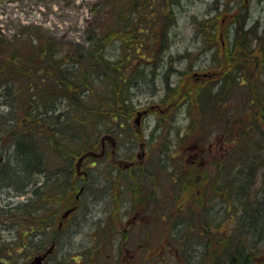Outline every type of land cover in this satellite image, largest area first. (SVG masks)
<instances>
[{
    "label": "trees",
    "instance_id": "1",
    "mask_svg": "<svg viewBox=\"0 0 264 264\" xmlns=\"http://www.w3.org/2000/svg\"><path fill=\"white\" fill-rule=\"evenodd\" d=\"M182 1L88 0L86 25L78 40L68 47L57 36L29 37L10 49V64L6 65L2 51L0 107L4 106L6 112H0V189L11 186L14 197L26 198L11 207H0L1 220L5 225L8 221L16 233L13 242L0 235V260L7 258L5 261L18 264L15 255L25 249H43L46 229L51 228L52 235H57L59 214L70 206L79 209L89 190L99 189L107 196L112 188L115 196L114 182L118 186L127 180V190L133 193L136 188L139 200L153 197L146 185L148 180L134 175L143 171L141 167L132 166V175L123 172L113 163L109 146L96 148L101 146L98 138L103 135L123 144L118 151L132 149V133L124 135L131 131V118L138 108L133 101L134 89L155 82L158 66L165 65L160 55L164 57L171 46L172 27ZM259 1L264 4V0ZM212 2L214 7H208L209 13L193 15L190 22L206 35L207 42H214L219 37L215 19L220 14L230 19L232 29L226 31L228 41L222 48L230 64L225 62L227 70L217 83L208 87L207 80L198 77L200 84L190 91L187 88L184 94H179L177 85L171 86L168 74L172 69L163 70L165 87L160 104L168 109L183 107L186 113L183 125L171 121L169 131L177 140L189 142L198 122L188 120L187 108H197L198 145L204 151V125L219 122L232 108L233 101L227 95L236 93L252 111L246 112L245 106L238 126L234 124L236 117L225 115L224 129L214 141L218 148L225 146L223 158H215L208 166L184 165L181 158L171 159L168 155L162 162H153L161 166L158 178L162 177L164 190L174 194L170 211L178 201L181 210L175 215L176 223L166 224L170 249L179 248L178 256L186 264H196L210 255V250L208 255L206 252L211 243L227 242L230 248L224 251V264H247L252 260L254 244L264 240V31L254 34L255 24H247L249 0ZM252 34L254 37H248ZM211 49L214 55L220 54V47L208 43L206 50ZM249 87L252 92L244 97ZM158 124L159 119L153 134L161 132L163 126ZM100 151L106 155L93 162L94 173L88 171L83 180L76 178L75 159L83 153ZM155 165L150 164L153 174H149L155 177L153 187L157 183ZM9 178L14 181L7 183ZM212 201L216 202L208 206ZM224 214L230 219L228 223H235L233 235H228L231 239H227V233L215 235L222 233L219 225L226 218ZM208 218L215 222L208 224ZM211 228H215L213 234Z\"/></svg>",
    "mask_w": 264,
    "mask_h": 264
},
{
    "label": "rangeland",
    "instance_id": "2",
    "mask_svg": "<svg viewBox=\"0 0 264 264\" xmlns=\"http://www.w3.org/2000/svg\"><path fill=\"white\" fill-rule=\"evenodd\" d=\"M212 1L183 0L181 2L177 21L172 27L171 46L163 54L164 57L160 55V61L164 59L165 65L158 66L155 82L143 84L141 90L134 89L133 92V101L138 108L131 118V131L124 135L126 137L132 133L129 137V141L133 143L132 149L128 150L124 147L118 151L123 144L117 143V140L111 136L102 138L103 135H100L98 138V141L101 140V146H98L96 150L99 147L105 149V146H109L112 151L113 163L118 164L123 172H129L132 175V166L141 167L143 171H138L134 175L148 180L146 185L153 191V197L146 201L139 200L140 194L136 188L133 193H129L127 190L129 187L127 180L120 182L118 186L117 182H114L115 196L112 188L109 189L110 195L107 196L100 193L99 189L89 190L82 197L81 207L77 213L69 217L65 223L64 234L61 236L48 234L46 236L47 242L44 250L50 246L51 237L56 239L57 246L55 245L49 256L42 259V264H186L178 256L179 248L175 250L172 246L170 249L171 237L165 229L166 224L171 226L173 222H177L178 216L175 215L181 212L177 207L180 206L179 201L170 211V199L174 194L169 195L164 190L162 177L158 178L161 166L155 165L153 161L156 159L163 161L168 155L171 159L181 158L180 161L182 160L184 165L208 166L215 158H223L222 151L225 146L222 145L218 148V144L214 143L215 137L224 129L225 115L236 117L237 120L234 124L237 126L242 124L246 106L236 93L227 95L229 101H233V106L222 117L220 116L222 119L219 122H208L209 125L208 123L204 125L207 146L203 151L199 149L200 145H198L200 136L199 118L196 112L198 109L189 108V106L187 108L190 113L188 120L192 118L193 121L197 119L198 122L189 142L186 139L177 140L169 131V126L172 124L170 122L183 125L185 110L183 107L179 109L175 106L171 109L165 108L159 101L160 98H163L165 87V82L161 78L163 70L172 69L173 72L168 74L169 81L171 86L177 85L179 94H184L187 88L190 91L193 85L200 84L198 82H201V79L202 81L207 80V86L210 87L213 83L218 82L217 78L225 74V70H227L225 62L230 64V61H226L225 54L227 53H222V48L228 41L226 31L232 29L230 19L225 14H220L218 19H215L219 37L214 42H207L206 35L201 34L199 27L190 22V17L193 15L201 17L209 13L211 10L208 7L211 9H213L212 6L214 7ZM249 1L247 24L253 27L252 22L253 25L255 24L252 32L262 34L264 31V4L259 0ZM87 2L88 0L81 2L72 0H0V63L4 52L6 55L4 65L10 64L7 60L10 49L18 47L29 37L47 39L52 35L57 36L63 46L67 47L72 41L78 40L82 28L86 25L85 19L90 13V6ZM230 37L229 39L232 38ZM248 37L252 38L254 35ZM208 43L220 47V54L214 55L215 50L213 49L206 50ZM251 92L249 87L243 96L246 97ZM251 111L246 106V112L251 113ZM0 112H6L4 106L0 107ZM158 119V125L163 128L161 132L153 134ZM134 134L136 136H133ZM185 143L186 145L183 147ZM201 143L205 144L203 141ZM0 148L3 149L1 144ZM105 155L106 153L103 151L92 155L80 154L74 161L76 178L83 180V178L85 179L83 175H87L88 171L90 174L94 173V171L91 172L96 167V164L93 166V162L103 159ZM150 164L155 165L156 171H158L155 187H153L154 175L149 176V174H153ZM210 168H212L211 165ZM199 171L201 173L200 168ZM224 171L226 170L224 169ZM175 173H177L176 170ZM12 181L14 180L9 178L7 183ZM99 183H101L100 180ZM13 184L15 185V182ZM9 187L0 189V207H11L17 201H24L26 198L14 197V192ZM215 202H210L208 206ZM164 215L167 216L165 221L162 220ZM224 215L227 219L222 220V225H219L222 226L220 228L222 233L215 235L222 237L227 233V239H231L232 237L228 238V235H233L235 223H228L230 219L227 214ZM1 217L0 215V235L9 242H13L16 236L15 229L9 225L8 221L5 225ZM226 221L228 226L225 224ZM214 222L208 218V224ZM214 232L215 228H211L210 234ZM18 239L19 235H17ZM216 247L219 248V251L216 250ZM229 248L230 245L227 242L215 241L209 245L206 252L208 255L210 250V255L205 256L196 264H224L226 260L224 251ZM44 250L36 251L35 248H31L26 252L25 249L20 255L18 253L19 256L15 255L14 260L18 264H29L34 256H42ZM2 253L6 255L4 250ZM3 259L0 260V264H11L5 261L7 258ZM61 259H66V261L61 262ZM247 264H264V240L260 244H254L252 260Z\"/></svg>",
    "mask_w": 264,
    "mask_h": 264
},
{
    "label": "water",
    "instance_id": "3",
    "mask_svg": "<svg viewBox=\"0 0 264 264\" xmlns=\"http://www.w3.org/2000/svg\"><path fill=\"white\" fill-rule=\"evenodd\" d=\"M139 116V115H138ZM71 210H67V211H65V213L63 214V217H66L68 214H69V212H70ZM52 248V247H51ZM51 248L50 249H48L42 256H39V257H35L34 258V260H33V264H40L41 263V260L47 255V253H49L50 251H51Z\"/></svg>",
    "mask_w": 264,
    "mask_h": 264
}]
</instances>
